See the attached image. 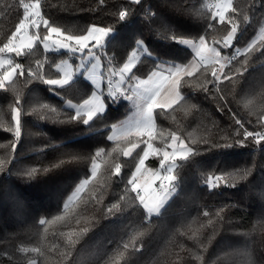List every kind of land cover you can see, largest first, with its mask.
I'll use <instances>...</instances> for the list:
<instances>
[{
	"label": "trees",
	"instance_id": "obj_1",
	"mask_svg": "<svg viewBox=\"0 0 264 264\" xmlns=\"http://www.w3.org/2000/svg\"><path fill=\"white\" fill-rule=\"evenodd\" d=\"M210 1L142 0L141 5H130L129 0H105L103 5L99 0H40V3L45 17L63 30L79 33L91 24L113 26L115 30L107 37L105 48L107 54L115 58L114 64L122 65L131 48L136 46V40H142L152 55L142 57V63L134 71L144 78L152 70V63H184L192 58L190 49L163 37L168 29L187 36L203 33L213 22L212 10L208 8ZM233 3L248 17L245 21L241 16L243 31L238 32L234 41L236 46L243 48L258 35L264 21V0H233ZM125 6L131 8L133 14L120 21L118 13ZM181 6L186 9L183 14L178 11ZM150 13H156L151 20L148 19ZM22 14L18 0H0V44L14 30ZM227 15L231 14H226V20ZM227 27V23H216L209 31L210 41L213 37L221 39ZM43 31L41 25L40 34ZM221 51L222 55L232 53L231 48ZM261 52L264 49L250 54L251 67L243 80L235 85L228 81L221 84L231 111L228 108L218 110L223 107L219 94L210 95L203 90L212 89V84L206 82L212 79L211 68L207 76L198 73L183 88L186 102L174 106V110L155 109L154 146L166 147L169 133L175 132L186 144L199 147L201 151L186 160L177 159L175 193L151 222H146L143 209L133 207L130 201L120 202L122 207L127 205L123 212L112 215L104 211V205L117 202L123 194L124 185L137 165L134 157L141 153L145 147L143 141L147 139L133 136L114 143L106 138L110 126L127 114L128 100L105 97V111L87 127L55 123L53 121L60 119L62 114L50 113L37 105L48 104L72 111L65 106L64 99L50 92L49 86L39 80L15 75L6 89H0V160L4 161L0 165V264H30L33 259L37 264H105V261L107 264H264V227H261L264 222V198L261 197L264 193V141L257 145L249 138L245 146L228 149L209 148L202 143L203 140L223 143L221 137L239 128L234 113L236 118L247 122L245 126L249 130L253 128L261 110L257 106L260 94L264 92L261 88L264 55ZM64 56L63 52H45L37 43L30 54L14 58L23 63L26 70H37V61H41L43 72L55 78L59 76L55 65ZM92 90L91 83L79 76L65 89L56 91L76 103L90 96ZM17 99L22 109L23 127L16 150L12 152L14 136L7 129L13 124L12 107ZM137 141L140 147L133 151L132 157L119 154L130 142ZM50 144L58 147H48ZM100 147H105L110 155L98 161V175L90 178L83 198L75 202L64 220L40 225V219L52 220L62 212L63 201L81 179L89 176L87 157ZM66 153L83 158L53 167L66 159ZM160 158L156 154L148 162L160 166ZM117 163L121 165L119 177L109 174ZM32 168H48L49 171L29 178L25 172ZM244 168L251 169V175L246 180L237 176L230 181L235 182L234 188L221 183L209 191L204 185L209 176L219 175L221 171L235 174L237 169ZM93 195L101 196L103 204L93 201ZM232 204L236 206L225 207L220 215L226 219L219 221L218 209ZM204 210L209 211L208 217L203 215ZM85 227L88 231L82 232ZM72 233L76 234L72 236L75 242L70 245L69 234ZM122 241L134 243L141 250L129 255L133 251L130 247L117 262L111 257ZM33 247L41 248L44 255L20 251ZM66 252L70 255H62Z\"/></svg>",
	"mask_w": 264,
	"mask_h": 264
},
{
	"label": "snow or ice",
	"instance_id": "obj_2",
	"mask_svg": "<svg viewBox=\"0 0 264 264\" xmlns=\"http://www.w3.org/2000/svg\"><path fill=\"white\" fill-rule=\"evenodd\" d=\"M141 2L142 0H129L130 5H141ZM99 3L103 5L105 0H99ZM18 6L23 9L22 18L16 23L14 30L6 36L5 41L0 44V89H6L17 74L20 76L27 75L39 80L49 86L48 90L50 92L61 96L64 99L65 106L72 111H65L48 104H39L37 107L47 109L48 112L53 114H62L60 119L53 121L55 123L82 124L86 127L91 125L97 116L105 111V97L111 100L124 98L133 101L137 109L136 118L123 125L112 124L110 126L111 134L107 135L106 138L108 141L115 143L133 136L147 137L143 141L145 147L141 149L142 154L137 153L136 157H134L137 160V165L124 185L123 194L120 195L117 202L104 205V211L106 214L112 215H115L117 212H123L127 205L122 207L120 202L130 201L133 207L142 208L145 221L151 222L153 216L158 217L161 214V209L164 208L175 193V184L178 178L174 175V169L177 167V159L186 160L190 155H198L201 151L199 147L186 144L184 139L175 132L169 133L166 147L154 146L152 141L157 134L155 109L174 110V106H179L186 102L183 88L190 84L191 79L198 73L207 76L211 68L212 79L211 81L206 80V82L212 84V89L204 88L203 90L209 92L210 95L213 93L219 94V100L223 101V107L218 108V110L223 111L224 108H228L231 111L230 102L224 94L221 84L228 81L232 85H235L245 78V73L251 67L249 63L251 60L250 54L264 49V24H262L259 34L247 43L246 46L243 48L236 46L234 41L237 39L238 32L243 31L240 23L241 16H243V20L245 21L248 17L234 5L233 0H219L211 12V21L213 22H210L206 26L203 33L196 36H187L170 29L166 30L167 35L163 38L190 49L193 53L192 58L184 63H177L175 61L152 63L153 67L147 74V78L141 79L134 69L138 70V65L142 63V57L147 58L152 55L144 47L142 40H136V46L131 48L130 54L123 61L122 65L114 64L115 58L109 56L107 54L108 49L105 48L107 37L115 30L113 26L91 24L81 32L74 33L71 30H63L60 26L55 25L50 19L46 18L42 12L40 0H18ZM178 11L183 14L186 12V9L181 6L178 8ZM132 14L133 10L125 6L123 10L119 11L118 17L120 21H125ZM226 14H231L227 15V20ZM155 15L156 13H150L148 19L151 20ZM216 23H227L226 34L221 39L213 37L210 41L209 31L215 28ZM41 25L44 29L43 34L39 32ZM30 29L33 30L31 34ZM37 43L43 46L45 52L61 50L75 57L79 61L75 65L76 71H68L73 65L69 64L67 60H62L59 64L55 65L60 75L51 78L43 72L44 63L41 61H37V70L31 68L26 70L23 63L8 58L12 54L15 57H23L30 54ZM217 45L221 47L218 48ZM222 48H231L232 53L230 55H222ZM261 55H264V52H261ZM240 57H243V59H239ZM84 68H86L84 72L85 78L92 82L94 90L82 102L74 103L72 99H65L56 90L65 89L72 82L74 75ZM105 80L107 81V95H105L104 88L102 87V83ZM261 88H264V81L261 83ZM252 95H256L255 91H253ZM257 106L261 110L257 113V119L251 130L245 126L247 122L236 118V114L234 113L235 124L239 125V128L233 129L231 135L221 137L224 141L223 143L209 140H203L202 143L208 145L209 148L228 149L237 145L245 146L250 142L249 138H252L251 142L260 145L261 141H264V92L260 94ZM21 112L20 100L17 99L15 106L12 107L13 124L7 129L12 131L14 136V140L11 142L12 152H15L17 143L21 137L23 127ZM160 134H163L162 130ZM236 137L241 138L237 139ZM48 147L58 146L50 144ZM138 147H140L139 141L135 143L130 142V146L121 149L119 154H122L125 158L132 157L133 151ZM167 149H171V151ZM115 151L116 149L113 148L112 152ZM155 154H159L161 157L160 168L158 170L148 169L147 171H151L152 178L148 182L141 183V178L144 175L143 170H145V162L150 155ZM65 155L66 159H61L53 167H60L65 163L83 158L72 153H66ZM105 155H110V153L105 147H100L94 154L87 157L90 161L89 176L81 179L75 186L74 191L63 201L61 205L62 212L55 215L52 220L40 219V225L55 223L56 221L65 219V216L75 205V202L83 198L82 194L91 183L90 178L94 179L97 177L98 170L100 169L98 161ZM3 163L4 161L0 160V165ZM41 171L48 172L49 169L32 168L27 170L25 175L33 178ZM109 174L119 177L121 175V165L119 163L115 164L114 171L109 170ZM249 175H251V169L248 168L237 169L235 174L221 171L219 175L207 177L204 185L209 191L218 188L221 183L227 187L234 188L236 187L235 182L230 181H234L237 176L240 180H246ZM129 193H134L135 195L129 197ZM261 197L264 198V193L261 194ZM92 200L97 204H103L101 196L93 195ZM235 206L232 204L220 207L216 212L219 221L223 222L226 219V217L220 215L225 207L230 208ZM203 215L208 217L210 213L208 210H204ZM208 222L211 224L212 220L209 219ZM261 227H264V222H261ZM87 231V227L82 229V232ZM73 235L76 234H69L70 245L75 242L72 240ZM130 247L133 251L129 255L141 250L134 243L130 245L128 242L122 241L114 249V256L111 258L118 262V259L122 258ZM20 251H31L44 255L39 247L31 249L21 248ZM62 255H70V252L62 253ZM30 264H37V261L33 259L30 261ZM105 264H107V261H105Z\"/></svg>",
	"mask_w": 264,
	"mask_h": 264
},
{
	"label": "rangeland",
	"instance_id": "obj_3",
	"mask_svg": "<svg viewBox=\"0 0 264 264\" xmlns=\"http://www.w3.org/2000/svg\"><path fill=\"white\" fill-rule=\"evenodd\" d=\"M218 2H219V0H217V3H218ZM262 24H264V21H263ZM262 24H261V26H262ZM261 26H260V28H261ZM260 28H259L258 34H259V32H260ZM32 31H33V30L30 29V34H31ZM42 47H43V46H42ZM50 51H52V52H56V53H61V52H63L65 56H64L60 61H58L57 64H59L62 60H67L69 64H72V65H73V67H72L71 69H68V71H72V72H75V71H76V67H75V65L78 64L79 61H78L75 57H72L70 54H68V53H66V52H64V51H61V50H55V51L50 50ZM14 57H15L14 54H12V55H11L10 57H8V58H11L12 60H14V59H15ZM14 61H16V59H15ZM217 67H218V66H217ZM55 69H56V68H55ZM85 71H86V68L81 69L80 72H77V73L74 75L73 80L76 79V78L79 77V76H82L84 79H86V78H85V75H84V72H85ZM59 75H60V73H59ZM146 78H147V76L144 77V78H141V79H146ZM73 80H72V81H73ZM86 80H87V79H86ZM87 81H89V82L91 83V85H92V82H91L90 80H87ZM106 84H107V81L105 80V81L102 83V87L104 88L105 95H107V87H106ZM93 90H94V87H93ZM128 103H129L130 105H129V109H128V111H127V114L123 117V119H121V120L117 123V125H123V124H125V123L131 122L132 120H134V119L136 118V112H137V109H136V106H135L134 102L128 100ZM105 109H106V103H105ZM157 109H160V108H157ZM110 134H111V133H110ZM167 150H168V151H171V149H167ZM155 155H156V154H155ZM153 157H154V155H150V156L148 157V159L146 160V162H145V170H143V171H144V175H143V177L141 178V183H145V182H148L149 180H151V178H152V174H151V171H147L148 169H151V170H158V169L160 168V166H159L158 164L156 165V163H154V162H153V163H149V162H148V160H149V159H153ZM178 159H179V158H178Z\"/></svg>",
	"mask_w": 264,
	"mask_h": 264
},
{
	"label": "built area",
	"instance_id": "obj_4",
	"mask_svg": "<svg viewBox=\"0 0 264 264\" xmlns=\"http://www.w3.org/2000/svg\"><path fill=\"white\" fill-rule=\"evenodd\" d=\"M217 4V1L212 0L208 2V8L211 9L212 11L214 10V6Z\"/></svg>",
	"mask_w": 264,
	"mask_h": 264
},
{
	"label": "crops",
	"instance_id": "obj_5",
	"mask_svg": "<svg viewBox=\"0 0 264 264\" xmlns=\"http://www.w3.org/2000/svg\"><path fill=\"white\" fill-rule=\"evenodd\" d=\"M117 123H118V122H117ZM117 123H116V124H117Z\"/></svg>",
	"mask_w": 264,
	"mask_h": 264
},
{
	"label": "water",
	"instance_id": "obj_6",
	"mask_svg": "<svg viewBox=\"0 0 264 264\" xmlns=\"http://www.w3.org/2000/svg\"><path fill=\"white\" fill-rule=\"evenodd\" d=\"M227 187V186H226Z\"/></svg>",
	"mask_w": 264,
	"mask_h": 264
}]
</instances>
